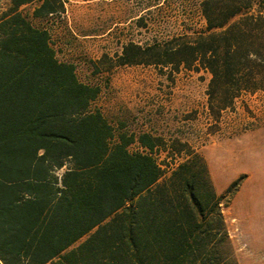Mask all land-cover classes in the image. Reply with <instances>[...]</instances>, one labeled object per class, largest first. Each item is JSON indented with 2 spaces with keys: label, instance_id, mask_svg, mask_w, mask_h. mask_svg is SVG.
<instances>
[{
  "label": "trees",
  "instance_id": "16d2710c",
  "mask_svg": "<svg viewBox=\"0 0 264 264\" xmlns=\"http://www.w3.org/2000/svg\"><path fill=\"white\" fill-rule=\"evenodd\" d=\"M72 1L0 0V264H237L221 209L237 181L217 194L200 155L113 127L93 106L100 88L32 24ZM197 12L201 30L129 42L117 60L170 82L203 73L216 124L264 94V0H200ZM161 153L185 160L169 168Z\"/></svg>",
  "mask_w": 264,
  "mask_h": 264
},
{
  "label": "rangeland",
  "instance_id": "374dc122",
  "mask_svg": "<svg viewBox=\"0 0 264 264\" xmlns=\"http://www.w3.org/2000/svg\"><path fill=\"white\" fill-rule=\"evenodd\" d=\"M199 1L77 0L62 15L31 22L49 30L59 61L100 88L93 106L113 127L167 145L176 140L184 153L200 155L217 194L237 181L221 208L232 255L237 264H264V94L243 97L215 124L207 116L203 73L181 72L170 82L152 67L117 60L129 42L144 47L184 29L201 30ZM157 160L173 168L185 157L161 153Z\"/></svg>",
  "mask_w": 264,
  "mask_h": 264
}]
</instances>
